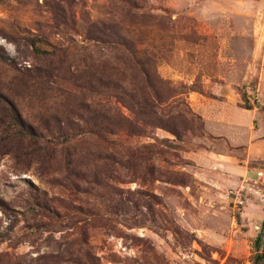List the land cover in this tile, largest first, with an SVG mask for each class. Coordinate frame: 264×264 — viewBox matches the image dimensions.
I'll return each mask as SVG.
<instances>
[{
    "label": "rangeland",
    "instance_id": "1",
    "mask_svg": "<svg viewBox=\"0 0 264 264\" xmlns=\"http://www.w3.org/2000/svg\"><path fill=\"white\" fill-rule=\"evenodd\" d=\"M131 2L0 0V93L32 126L56 128L65 111L36 70L73 63L86 88L58 82L88 94V69L114 53L88 30L112 18L155 55L171 96L160 117L179 128L112 143L71 117L80 133L66 139H11L0 101V264H264V0Z\"/></svg>",
    "mask_w": 264,
    "mask_h": 264
},
{
    "label": "trees",
    "instance_id": "2",
    "mask_svg": "<svg viewBox=\"0 0 264 264\" xmlns=\"http://www.w3.org/2000/svg\"><path fill=\"white\" fill-rule=\"evenodd\" d=\"M126 2L130 5L132 3L131 0H126ZM92 27L94 28H90L91 31L88 30L87 38L101 43L109 52H114L106 55L98 67L88 69L89 73L91 70H98L97 82L99 86L88 87L89 93L79 97L75 92H71L70 89L58 82L62 79L73 83L74 80L73 85L77 90L86 88L85 84L78 83V75L81 74V70L77 65L70 63L67 70L62 67V64L46 69L38 68L35 75L39 80L38 83L42 84V81L45 80V83L50 84L49 88L55 94L54 96L65 101L63 104L65 111L52 115V119L59 123L58 126L51 128L50 125H47L44 129L32 126L19 113L13 99L5 93H0V101L6 104L7 118L9 119L7 123L5 122L3 133L7 135V138L31 140L40 139L39 136L45 138L43 133L48 132L50 135L66 139L75 133H80L79 125H71V117H77L86 121L87 132L97 135L106 142L114 143L116 140H113L111 136H116L120 132L141 134L142 128L150 125L167 127L179 138L178 126L176 124L168 125L160 117L164 112V103L171 96L165 95L169 89L165 93L161 90L160 85L168 86V83L159 78L155 55L146 50H140L134 39L126 33V29L119 19L110 18L100 25L93 24ZM32 46L36 52L48 57L60 58L65 54L63 49H47L34 41H32ZM66 71L71 74V78H66L63 75ZM95 91L103 93L104 99L100 100ZM109 95L127 105L131 112L130 115L122 113L118 106L112 104ZM64 121L68 122V127L63 125ZM1 123L3 125L4 121H1L0 125ZM48 140L47 138L46 141L49 142L50 140ZM259 246L264 251V241Z\"/></svg>",
    "mask_w": 264,
    "mask_h": 264
},
{
    "label": "built area",
    "instance_id": "3",
    "mask_svg": "<svg viewBox=\"0 0 264 264\" xmlns=\"http://www.w3.org/2000/svg\"><path fill=\"white\" fill-rule=\"evenodd\" d=\"M257 175L258 176H263L264 175V172H263V170H258L257 171ZM233 192V194H234V196H233V200H234V202H235V204L237 205L238 203L239 204H243V198H242V196H241V192L240 191H232Z\"/></svg>",
    "mask_w": 264,
    "mask_h": 264
},
{
    "label": "crops",
    "instance_id": "4",
    "mask_svg": "<svg viewBox=\"0 0 264 264\" xmlns=\"http://www.w3.org/2000/svg\"><path fill=\"white\" fill-rule=\"evenodd\" d=\"M260 170H263V172H264V168L263 169H260Z\"/></svg>",
    "mask_w": 264,
    "mask_h": 264
}]
</instances>
